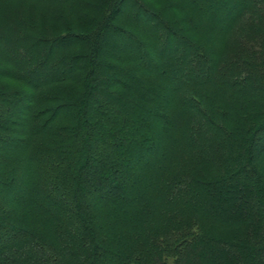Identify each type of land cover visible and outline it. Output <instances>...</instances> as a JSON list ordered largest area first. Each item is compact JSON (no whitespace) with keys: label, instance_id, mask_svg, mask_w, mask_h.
Wrapping results in <instances>:
<instances>
[{"label":"trees","instance_id":"obj_1","mask_svg":"<svg viewBox=\"0 0 264 264\" xmlns=\"http://www.w3.org/2000/svg\"><path fill=\"white\" fill-rule=\"evenodd\" d=\"M108 263L264 264V0H0V264Z\"/></svg>","mask_w":264,"mask_h":264},{"label":"rangeland","instance_id":"obj_2","mask_svg":"<svg viewBox=\"0 0 264 264\" xmlns=\"http://www.w3.org/2000/svg\"><path fill=\"white\" fill-rule=\"evenodd\" d=\"M240 5V2H236V3H233V4H228L227 6H225L224 9H222V13H221V17L224 19V18H227L231 13H233L236 8H238V6ZM210 9H213L215 8L214 4L213 5H209L208 6ZM109 40L111 42H113V44L115 45V48L117 50V52H129V53H132V52H135L136 49L138 48L136 44H134L132 41L129 40V38H127L126 36L124 35H118V36H108ZM172 48V47H171ZM148 65L150 67H157L158 64H157V61H156V58L154 57V55H152V59L148 61ZM189 70H185L183 69V75L187 74L186 72H188ZM201 72H204L203 70H201ZM176 77H178V73L176 72L175 73ZM178 86H181L180 83H175L174 85H172V88H178ZM162 146L163 145V142L161 141V139L158 137L155 144H154V147L152 150L150 151H147V152H144L140 155V159H139V162H141L142 164H147L148 162H150L152 160V153L151 152H154L155 155H158V151L162 150ZM120 148L121 147H124V148H128V147H131L130 145H128V143H125V145H120L119 146ZM150 152V153H149ZM151 154V155H150ZM101 156H103V152L100 153ZM100 156V157H101ZM94 165L96 166L95 163H93L91 165V169L92 171H90V173L94 172ZM98 167V166H97ZM139 167H136L135 166V163H131L130 164V167L129 168H126L124 169L123 171L119 172V174H112V176H110L109 178V185H107V187L104 189V193L105 194H108V193H111L113 191L116 190L117 187H119V184L118 182L120 180H122L123 178L126 180L125 182L122 183V185H128V186H131L132 188L129 190L128 189V192H122L119 194V196L122 198V199H126L128 196H132V195H135L137 193H141L144 191V187L147 183V177L145 179H141L140 176H138V174L136 175L135 173L139 172L140 170L138 169ZM135 171V172H134ZM134 187V188H133ZM27 189H25L23 192H19V197H24V195L27 193ZM54 198V197H53ZM57 198V197H55ZM60 199V198H59ZM58 199V200H59ZM62 204L61 206L62 207H66V205L64 204V201L61 200V203ZM110 264V263H108Z\"/></svg>","mask_w":264,"mask_h":264}]
</instances>
